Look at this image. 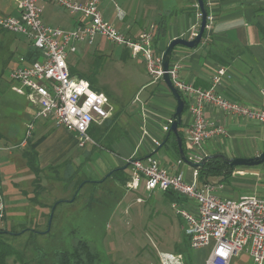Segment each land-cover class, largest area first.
I'll return each instance as SVG.
<instances>
[{"label": "crops", "instance_id": "0c3cea01", "mask_svg": "<svg viewBox=\"0 0 264 264\" xmlns=\"http://www.w3.org/2000/svg\"><path fill=\"white\" fill-rule=\"evenodd\" d=\"M38 3L42 7L43 22L47 25L73 29L81 20L79 15L71 14L49 0H38ZM0 4L1 8L9 6L8 0H0ZM99 7L107 22L133 39L138 38L142 32L152 26V46L159 53H162L174 38L191 39L192 33L198 31L201 20L197 0H101ZM206 7L212 21L209 28L205 29L199 44L195 48L178 45L172 50L170 63L178 65L179 79L194 87L207 89L212 85L215 70L222 67L225 69V75L216 86L219 93L250 107H264V0H206ZM11 8L9 12L3 10L0 15L16 14V6ZM113 45L105 38L97 36L93 44H79L75 52L68 54L67 63L70 74L88 82V77L94 79L98 91L103 92L108 98L110 116L102 123H93L90 126L88 132L90 131L91 135L90 133L89 135H93L91 138L94 142L98 138V143L86 144L84 147L77 145L74 133L56 125L53 119L35 120L27 138L29 141L38 140L39 142L35 151L36 161L42 174L47 171L54 172L52 170L60 167L68 169L67 166L71 165L77 168L83 163L87 169L88 164L93 161L94 169L89 167L88 170L92 174V181H101L116 168L122 169L113 178H117V175L131 177L132 169L129 164L126 165V160L153 155L157 157L162 167L170 173L181 174L186 182L194 183L198 187L206 183L222 184L223 188L217 191V194L222 197L238 198L245 194L256 195L253 191L239 193L235 192V187H228V183L236 180L235 176L245 174L243 170H235L236 167L233 168L230 176L223 180L221 177H211L207 182H201L196 169L184 162L178 163L179 152L175 151L172 141H169L170 157L165 154L158 156L161 148L159 146L167 132L165 127H169L175 111L176 100L161 78L153 79L146 72L141 58H133L122 46L114 50ZM75 53L77 57L72 58L71 55ZM95 56L104 57L107 60L101 69L98 68L100 83L95 81L96 71H93L94 74L91 76ZM85 57L91 58L86 69L81 63V59ZM128 60H136L137 63L121 69L134 75V79H137L139 83L130 99L122 105L121 103H124L120 99L122 92L117 86L116 79L119 74L114 63L121 65ZM105 88L109 91H105ZM10 89L12 90V82ZM14 93L18 95L15 97H23L25 101L22 105L24 115L20 121L21 133L15 134L9 126L2 123L4 117L0 116V160L12 166L11 148L23 139L19 145H16L17 153L20 163L24 165L22 171L27 169L31 182L32 174L26 167L23 151L27 148L26 125L32 120L35 106L26 96ZM110 93L114 95V102L111 101ZM184 98L188 106L189 99ZM132 104L137 106V110L129 113L127 107ZM205 118L209 128L219 125L224 129L225 134H215L204 141L203 145L196 150L204 157L213 154H222L226 158L254 157L264 151L262 147L264 123L231 112H223L210 105L205 108ZM133 119H135L136 128L132 136L130 133L133 130ZM118 122L123 124L122 132L111 135V131ZM190 122L191 116L186 109L182 114L178 131L187 157L191 155V149L186 142L185 131ZM103 141L106 144L103 145ZM96 144L98 149L102 148L105 151V154L93 157ZM230 145L236 152L241 149L242 152L247 153L232 155L228 151L231 150L228 149ZM73 159L80 162L72 163ZM73 172L76 173V171ZM153 191L149 197H152ZM162 192L163 200L156 202L157 205L162 203L172 207V203H175L180 207L194 209L191 199L181 197L172 201L169 194ZM40 213L46 214L42 210ZM177 217L184 231L185 222L179 214Z\"/></svg>", "mask_w": 264, "mask_h": 264}, {"label": "built area", "instance_id": "2783aa9c", "mask_svg": "<svg viewBox=\"0 0 264 264\" xmlns=\"http://www.w3.org/2000/svg\"><path fill=\"white\" fill-rule=\"evenodd\" d=\"M81 20L73 29L50 26L43 22L42 7L38 0H15L16 14L0 15V28L24 35L41 54L39 60L26 63L19 57L9 70L12 90L26 96L35 106L32 121L26 125V137L38 119H53L54 123L74 133L79 147L95 144L88 133L90 126L102 123L110 116L107 96L93 89L90 83L69 72L68 54L75 52L77 45H91L97 36L114 45L126 48L133 58H141L146 72L153 78L162 76V53L152 46L153 27L131 38L107 22L101 13V0H49ZM199 15L201 17L200 11ZM212 17L207 14L205 29ZM193 32L191 38L196 35ZM175 88L188 97L187 110L191 122L186 128V142L191 149L188 158L200 161L204 158L196 150L215 134H225L221 126L208 127L205 118L207 105L223 112H231L260 123H264V107L256 108L225 97L216 90L225 75L220 67L212 76L210 88L202 89L183 82L178 77V65L169 63L167 70ZM170 123V122H169ZM168 129V127H165ZM132 169L127 186L138 188L142 183L146 191L170 190L191 199L194 209L172 203L175 212L184 222V232L189 236L193 249L209 248L203 264H229L244 247L252 264H264V198L245 194L238 198L222 197L217 191L220 183H206L201 187L184 180L179 173H170L153 155L126 160ZM181 159L178 163H181ZM4 215V204L0 200V222ZM161 264H184L179 253H160Z\"/></svg>", "mask_w": 264, "mask_h": 264}, {"label": "rangeland", "instance_id": "374dc122", "mask_svg": "<svg viewBox=\"0 0 264 264\" xmlns=\"http://www.w3.org/2000/svg\"><path fill=\"white\" fill-rule=\"evenodd\" d=\"M8 2L9 6L6 8H1L0 4V13H3V10L9 12L11 7L15 6V0ZM28 44L29 41L24 35L0 31V116L4 117L2 123L9 126L17 135L21 133L20 121L24 115L22 105L25 101L23 97H15L18 95L10 89L9 70L17 63L19 53L26 50ZM113 47L114 50L120 48L117 45ZM71 56L75 58L77 53ZM93 58L95 60L92 62L91 76L93 71L97 74L98 68L101 69L107 61L104 57ZM90 60V57L81 59L84 69ZM136 63V60H128L121 65L114 63L119 74L116 79L117 86L122 92L120 94V99L124 102L122 105L130 99L139 83L134 79V75L122 69ZM95 81L100 83L98 74ZM105 91L109 90L105 88ZM110 97L113 101L114 95L111 94ZM136 110L135 104L127 107L129 113ZM132 121L133 130L129 133L133 136L136 123L135 119ZM122 129L123 124L118 122L111 135L122 132ZM102 144L106 142L103 141ZM169 144L168 142L160 148L159 157L164 154L170 157ZM96 145L93 157L105 154V151L102 148L98 149V144ZM16 147L15 145L10 151L12 166L0 160V191L7 208L4 225L18 231L27 229L15 235L4 236L5 241L22 255L24 264H52L56 253L70 250L80 240L86 241L91 251L99 255V260L93 264H161L162 252L179 253L187 264H203L208 256V247L202 249L190 247L189 236L183 231L175 209L169 204H156L163 200L162 190H154L152 197H149L151 192L144 189L143 183L138 188H132L127 186V182L123 186L117 179L108 178L97 184L86 183L77 193L75 200L71 201L74 192L68 185L69 181L82 178L93 180L92 174L88 172L89 167L93 169L95 167L93 161L88 164L87 169L83 163L77 168L71 165L67 166L68 169L60 167L59 172L47 171L42 174L45 177L43 184L46 189L39 193L36 202L50 204L55 199H65L54 209L51 223L48 225L49 217L47 218L46 214L51 211L49 207L42 209L39 207L40 204L30 202L27 198L36 194L35 188L30 182L27 169L22 171L24 165L20 163ZM262 147L264 149V142ZM228 149H231L228 151L232 155L247 153L241 149L236 152L231 145ZM155 158L157 159L156 156ZM77 162L80 160L72 161ZM239 169L245 174L235 176L236 180L228 183V187H235V192L239 193L253 191L264 198V161L253 166L241 165L235 168ZM116 177L120 180L124 177L131 179L129 175ZM140 190L142 192H139ZM41 210L46 214L41 215ZM8 263L17 264L14 258H9ZM229 264H252L246 247L233 256Z\"/></svg>", "mask_w": 264, "mask_h": 264}, {"label": "trees", "instance_id": "16d2710c", "mask_svg": "<svg viewBox=\"0 0 264 264\" xmlns=\"http://www.w3.org/2000/svg\"><path fill=\"white\" fill-rule=\"evenodd\" d=\"M203 2H204V7L207 10L206 0H203ZM0 31L6 32L5 30H3L1 28H0ZM15 35H17V34H15ZM30 43L31 42H29L26 50L21 51L19 53L18 60H19V57H23V59L26 63H31V62H33L35 60H39L41 58V54H40L39 50H37ZM81 77L84 78L85 76L81 75ZM88 80H89L90 86L93 89L98 90V88L95 86L94 79L88 77ZM182 97H183V95H182ZM183 99H184V109H183L182 114L187 109L186 100H185V98H183ZM180 124H181V121L178 124V127L180 126ZM178 134L180 135L179 131H178ZM180 137H181V135H180ZM22 140L23 139H21L17 144L19 145V143L22 142ZM25 140L27 142V144H26L27 148L23 151V157L26 159V167L28 168V170L32 174L31 183L34 185L35 193H36L34 196H32V197L29 196L27 198L30 202H35L36 204H40V206H43V207L48 206L49 209L51 210L54 203H56V206H57L60 202L64 201L65 199L58 198V199H55L50 204H41L40 202H36L37 196L39 195V193L42 190L46 189V186L43 184V179L45 177H43L42 170L36 161L35 147L37 146V144L39 142H38V140L29 141L27 137H25ZM169 141H172L174 149L177 152V150H178L177 149V142H176V138L173 135V133H170L168 138L165 141H164V139L162 140L159 148L162 147L163 145H165L166 143H168ZM95 142L98 143V138L95 140ZM17 144H15V145H17ZM13 147H15V146H13ZM182 147H183V141H182ZM183 150H184V148H183ZM128 164L129 163L127 162L126 165H128ZM121 169L122 168H116V169L112 170L101 181H92V180L84 179V178L78 179V180H76V179L70 180L68 185H69V187L72 188V190H73L72 192H74L73 193L74 195H71L72 196L71 201L75 200L77 193L86 183H96V184L101 183L108 178H113V176L116 175V173L120 172ZM52 171L59 172V169H55ZM231 172L232 171H230L227 168V165L224 163L223 159L220 158L219 156H217V157H212L210 160L206 161L202 168L197 169V176L201 182H207L208 178H211V177H221V180H223V179L229 177ZM115 179L120 181L119 183L123 186L128 181V179L125 177L121 180L118 178H115ZM164 192L170 195L172 201L173 200L175 201L176 199L178 200L179 198H181V196L177 195L176 193H174L170 190H167ZM0 200H2V202H4L3 203L4 204V215H3V218L1 219V222H0V264H9L8 263L9 258H14V260L17 264H24V262L22 260V255L15 248H13L12 245H10L7 241H5L4 236L10 235V234L15 235V234L21 233L27 229L24 228V230L18 231V230H14L11 228H7V226L4 225L5 220H6V213H7L6 211L7 210L5 207V200L2 196L1 191H0ZM56 206H55V208H56ZM46 215L48 218L49 212ZM97 259L99 260V255H97V253H94L91 251L90 246L86 241L80 240L70 250H63V251L56 253L55 259L53 260L52 264H93ZM184 262H185V264H187L186 261H184Z\"/></svg>", "mask_w": 264, "mask_h": 264}, {"label": "water", "instance_id": "95a60500", "mask_svg": "<svg viewBox=\"0 0 264 264\" xmlns=\"http://www.w3.org/2000/svg\"><path fill=\"white\" fill-rule=\"evenodd\" d=\"M197 5H198V8H199V11L201 14V20H200V25H199V28H198L196 35L191 39L174 38L168 43V45L166 46V48L162 52L161 68H162L163 73H162L161 79L164 81V83L166 84V86L170 90L172 96L176 100L175 111H174L172 118L170 120L169 127L167 129L164 141L168 138L170 133H173V135L176 138V142H177L179 158L181 159L182 162L192 166L196 170L202 168L206 161L210 160L212 157H217V156H219L220 158L223 159L224 163L227 165V168L230 171H232L233 168H235L237 166H241V165L253 166V165L260 164L264 161V151L261 152L260 154L256 155V156H254V157L226 158L222 154H213V155L205 156L202 160L196 162V161L190 160L186 156V154L183 150L182 138L178 134V124L181 121L182 112L184 109V99H183L181 93L178 91V89L173 86V84L169 78V75L167 73V70L169 67V63H170V59H171V55H172V50L175 46L181 45V46H185L188 48H195L202 39V36L204 34V31H205L207 10L204 7L203 0H197ZM55 206H56V203L53 204L51 211L49 213L48 225H50V223H51Z\"/></svg>", "mask_w": 264, "mask_h": 264}]
</instances>
